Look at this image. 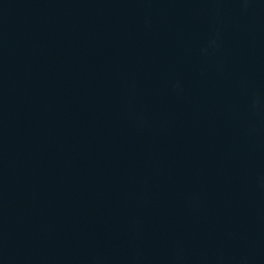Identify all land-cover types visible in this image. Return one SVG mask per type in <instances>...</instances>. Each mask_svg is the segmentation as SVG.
<instances>
[{"label":"water","instance_id":"95a60500","mask_svg":"<svg viewBox=\"0 0 264 264\" xmlns=\"http://www.w3.org/2000/svg\"><path fill=\"white\" fill-rule=\"evenodd\" d=\"M0 264H264V0H0Z\"/></svg>","mask_w":264,"mask_h":264}]
</instances>
